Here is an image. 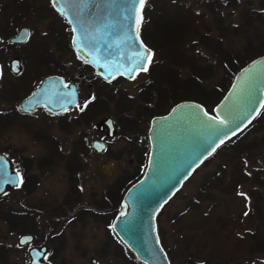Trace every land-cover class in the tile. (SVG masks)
I'll return each instance as SVG.
<instances>
[{
	"label": "rangeland",
	"instance_id": "obj_1",
	"mask_svg": "<svg viewBox=\"0 0 264 264\" xmlns=\"http://www.w3.org/2000/svg\"><path fill=\"white\" fill-rule=\"evenodd\" d=\"M44 1L47 2L28 0L27 4L34 10ZM1 2L6 6V0ZM260 2L151 0L145 10L143 28V38L153 50L151 63L147 71L138 72L129 80L123 78L108 83L98 80L91 86L89 79L92 76L83 80L82 101L94 90L102 105L91 123L70 126V131L65 132L54 125L49 127L48 119L41 111L32 113L29 118L17 114L14 119L7 117L4 126L0 127V153L8 157L12 170L33 180L35 190L32 198L25 186L10 188L0 196V264H27L29 246L42 244L48 247L44 260L49 264H125L114 253L115 249L121 248L109 235L108 228L120 209L122 197L118 203L117 191L129 187L128 184L122 186L124 176L134 174L142 161L140 156L148 139L150 119L169 111L164 113L166 106H161L163 99L159 102V97L170 96L172 86L187 85L194 89L195 84L199 85L198 90H203L196 92L206 97L208 90L227 79L229 72L225 70L219 52L224 51L235 58L242 55L249 42L256 46L264 40V23L253 18L257 32L245 23L246 16L264 19ZM29 18L28 12L22 21L29 23ZM188 18L189 27L185 20ZM182 25L188 31L182 42L164 39L179 32ZM147 29H150L148 35ZM67 39L62 37L60 40L59 37L56 41L64 46ZM154 40L161 41L160 46ZM49 44L50 47L48 41L43 43L47 50L56 46L55 41ZM41 57L40 54L34 59ZM62 62L69 76L77 73V63L70 51L64 54ZM181 62L184 64L179 65ZM190 66L199 71L194 72ZM174 79L178 82L175 85L171 83ZM192 89L190 91L195 92ZM12 100L2 101L3 110L16 107L17 101ZM146 106L151 109V114L142 113ZM210 108L212 110L213 106ZM73 114L69 113L67 118ZM107 117L115 124L112 137L102 133L104 128L101 131L97 128L98 122ZM256 118L237 140L219 147L197 167L160 209L157 230L171 264H185L188 259L193 264H264V148L260 144L264 137V106ZM45 129L68 149L77 133L84 130L88 140L94 136L103 137L107 141V150L99 156L80 154L79 159L85 163L83 168L73 163H67L68 169L63 165L47 166L44 161L41 166L38 159L49 151L46 146L49 140L45 137L37 141L32 135L34 130ZM237 142L248 146L240 155L235 151L236 145H240ZM107 161L113 162L111 176H106L101 169ZM72 180L79 188L77 184L68 186ZM80 191L83 203L95 200L92 203L100 209L99 215H82V211L70 213L67 192ZM195 199L197 206H190ZM116 201L119 206L115 211ZM113 210L115 215L109 212ZM14 213L22 215L34 226V232L30 233L34 242L29 245L17 243L18 237L28 232L21 233L18 227L10 229L4 221V217L16 218ZM128 251L125 250V255L130 258Z\"/></svg>",
	"mask_w": 264,
	"mask_h": 264
},
{
	"label": "water",
	"instance_id": "obj_2",
	"mask_svg": "<svg viewBox=\"0 0 264 264\" xmlns=\"http://www.w3.org/2000/svg\"><path fill=\"white\" fill-rule=\"evenodd\" d=\"M51 3L70 25V43L76 56L103 79L112 80L117 76L132 79L136 72L148 66L141 57L152 51L139 37L144 7L140 10L142 21L137 25L138 0H51ZM27 38V28H21L14 40L24 42ZM57 82L62 84L61 79L54 76L43 79L20 107L25 111L44 107L59 112L72 106L77 100L76 93L71 87L69 95L72 97L69 98L72 99L66 101L56 91ZM263 106L264 54L237 70L212 112L197 101L182 100L167 113L150 119L145 169L123 194L120 209L111 223L113 233L140 263L171 264L158 235L157 214L192 172L243 131ZM104 126L107 136L112 137L113 119L102 120L100 129ZM106 145L102 139L92 143L99 154L105 152ZM113 167V162L107 161L101 169L106 176H111ZM18 183V174L11 170L6 155L0 153V194L7 186ZM33 240L34 236L26 233L18 237L17 243L24 246ZM47 249L44 244L30 247L27 264H49L44 260Z\"/></svg>",
	"mask_w": 264,
	"mask_h": 264
},
{
	"label": "flooded vegetation",
	"instance_id": "obj_3",
	"mask_svg": "<svg viewBox=\"0 0 264 264\" xmlns=\"http://www.w3.org/2000/svg\"><path fill=\"white\" fill-rule=\"evenodd\" d=\"M27 1L28 0H6V6H3L4 3L2 4V2L0 4V127L4 126L7 117H12L14 119L15 114H17V116L20 115L21 117L29 118L28 116L37 111H41L42 114L46 116L49 127L50 125H54L57 129L65 132L70 131V126H80L82 124L88 125L92 122V119L98 115L100 103L98 101L97 92L94 90L85 100L82 101L81 82L85 79L88 80L90 76H92L89 79V86H91L92 83L94 84V81L102 80L108 83L118 79V77L112 80H105L97 75L90 65L84 63L76 56L70 43L72 37L70 25L67 20L54 9L51 0H47L48 3L45 1L41 2V6L34 10L29 8L30 4H27ZM147 3L148 1L143 9V21L140 26L139 37L144 45L151 49L153 54L152 48L146 44L145 39L143 38V28L146 24L145 10ZM28 12L30 17L29 23L28 21L23 22V17H26ZM21 28H27L28 38L24 42H17L14 39L18 36ZM149 31L150 29H147V35ZM59 37L60 40L62 37L66 39L68 38V43H64L65 47L56 41ZM45 41H48V47H50V42L54 43L55 41V48L47 50L48 47L43 45ZM67 51H70L75 57L78 67L77 73L71 76H69V73L62 62L63 56ZM40 54L43 55V57H41L40 60H35L34 58L38 57ZM149 65L150 63L148 66ZM41 69L44 70L41 71ZM51 76L61 79L62 84L60 85L57 82L55 88L57 92H60V94L66 98V101L72 99L69 98L72 97L69 95V90L72 87V92L76 93V102L72 106L59 112H52L44 107H37L34 111L23 110L20 107V103L40 86L43 79ZM10 99H13L12 101H17V103H15L16 107L10 111L3 110L1 105L2 101L6 102L10 101ZM69 113L74 114L68 119L67 115ZM97 128L101 131L99 122ZM103 128L105 130L102 129V133L107 134L106 127L104 126ZM39 137H43V139H39ZM45 137L49 140L46 145L49 146V151L47 150L45 157L38 159V164L43 166L41 163L44 161L47 166L54 164L63 165L66 169L70 168V165L68 164L72 163L75 166L78 165L80 168L84 167V161L79 159L80 154L88 156L100 155L93 149L92 143L94 140L102 139L107 144V141L100 136H94L88 140L87 135L85 136L84 130L77 133V136L71 142L69 149L65 145H61L58 138L50 135L49 129L34 130V135H32V138L37 141L44 140ZM25 170L24 167V171ZM12 171L16 172L14 170ZM18 177L19 183L13 187L7 186L6 191L10 188H21L22 186H25L23 184L25 177H22L19 174ZM27 182L28 184L25 186V190L28 189L27 194L32 198L35 185L30 177L29 179L27 177ZM76 184L77 182L75 183L74 180L68 182V186L70 185L74 187ZM76 187L79 188V184H77ZM4 193L0 194V196ZM67 193V196L70 197H68L70 199L68 201L71 204V208L68 210L71 211L70 213L72 215L78 211H82V215L87 213H91L94 216L99 215L100 209L95 207L92 203L95 200H90L89 202L91 203L85 204L82 202L81 191Z\"/></svg>",
	"mask_w": 264,
	"mask_h": 264
},
{
	"label": "trees",
	"instance_id": "obj_4",
	"mask_svg": "<svg viewBox=\"0 0 264 264\" xmlns=\"http://www.w3.org/2000/svg\"><path fill=\"white\" fill-rule=\"evenodd\" d=\"M150 2H151V0H148V3L146 5V7L147 6L149 7ZM260 4H261L262 8H264V0H261ZM210 8H212V5L210 6ZM190 18L185 19L186 22L188 23V27L190 25L189 24ZM246 18L247 19L245 20V23H247V26H249V28L253 26L255 31H256V26L254 25V23L252 21L253 18L256 19V20H259V22H261V23H264V19L259 18L258 16H253V17L252 16H248V17L246 16ZM179 32H176L171 37L164 38V39L166 41L168 39V40H172V41H176V42H178V41L182 42L185 39L186 34L188 33L187 27L182 25L181 28L179 29ZM154 42L156 43L157 46H160V44H158V43L161 42V41H155L154 40ZM256 44H257L256 46H252V44L249 42L248 45H246L244 47V49L242 50V55H236L235 58L233 56H229L224 51L219 52V53L222 54V57H221L222 64H223L225 70H228V72H229L228 75H227L228 78L222 80V83L215 84L210 90H208L206 97H202L199 93H197V92H202L203 91V90H198L199 89V85L198 84L194 85V89H192L190 87H187V85H185V87L172 86L173 87L171 89L172 94L170 96H165L164 97L163 95H161L162 97L161 96L159 97L160 98L159 102H161V100L163 99V104L164 105H161V106H164V107L166 106L165 107L166 109H164L165 110L164 113L167 110H169L177 102H179L181 100H187V99L188 100H195V101L201 103L206 108V110L208 112H212L210 107H212V106L214 107L220 101V99L223 97V95L227 91L229 85L231 84L232 79H233L235 73L237 72V70L240 69L241 67H243L245 64H247L249 61H251L255 57L264 54V40L259 41ZM154 52H157V51L154 49ZM178 53H180V51H178ZM174 63L177 64L178 62H174ZM183 64H184V62H181L179 65H183ZM190 68H192V70H194V72L195 71L196 72L199 71V69H197V68L194 69L193 66H190ZM118 79H122V77H118ZM171 83L175 85L178 82L174 79ZM191 89L194 90L195 92L190 91ZM100 106H102V105H100ZM123 106L126 107V105H124V104H123ZM101 109H102V107H100V110ZM142 113L143 114L144 113L145 114H151L152 112H151V109L149 108V106H146L145 110ZM155 114H157V113H154V115ZM255 119H257V118H255ZM255 119L248 126H251L252 123L255 121ZM136 126H138V122H137ZM241 133H239V134H241ZM238 135H236L235 137L230 139L229 140L230 143H232L234 140H237L236 138H238ZM146 138H147V135H146ZM260 142H261L260 144L264 148V137H262ZM237 143L240 144V145L237 144L236 147H235V151H237V155L242 154L243 151H246V149H248L247 145H245V144L243 145L240 142H237ZM148 150H149V144H148V139H147L145 147L142 150L141 156H140V160H142V161L140 162L139 166L136 168V172L134 174H132V175L128 174V175L124 176L125 178H123L124 182L122 183V186H125V184H128L130 186L133 182H135L137 179L140 178V176L143 173V169H144V167L146 165ZM235 179L236 178H234V179L231 178L232 181L235 180ZM254 179H255V177L252 178V180H254ZM236 180H238V179H236ZM23 184L25 186H27V184H28L27 178L24 179ZM261 184H263V182ZM122 186H121V188H122ZM124 192L125 191L123 189L122 190L120 189V191L119 190L117 191V195H116L117 199L116 200H118V203L120 202V199H121L122 195L124 194ZM197 202H198L197 200H196V202H192L190 204V206H195L196 207L197 206ZM118 203L116 201L115 211H116L117 207L119 206ZM109 212H114V210L113 211H109ZM115 213L116 212H114V215H115ZM20 214H24V213H20ZM101 214H103V213H101ZM14 216H16V218H14L12 220H10L9 218H5L4 217V221L9 226L10 229H15V228L18 227V228H21L20 229L21 233H24V232L33 233L34 232V226L32 224H30L29 222L27 223L26 222L27 219L25 220L22 215H16L15 213H14ZM23 227H26V228H23ZM30 227H32V228H30ZM23 229L24 230L26 229V230L24 231ZM108 231H109V235L117 240L118 246L121 248L120 250H118V249L114 250V253H115L116 256L120 257L124 261L125 264H142L134 257V255L130 251H128L130 253V255H131L130 258L127 255H125V250L127 248L115 236V234L112 232L111 228H108ZM46 232H48V231H46ZM61 242H63V241H61ZM161 242H162L161 244H164L163 239H161ZM165 249H166V247H165ZM4 253H6V252L4 251ZM185 264H193V263L188 259L187 263H185Z\"/></svg>",
	"mask_w": 264,
	"mask_h": 264
},
{
	"label": "snow or ice",
	"instance_id": "obj_5",
	"mask_svg": "<svg viewBox=\"0 0 264 264\" xmlns=\"http://www.w3.org/2000/svg\"><path fill=\"white\" fill-rule=\"evenodd\" d=\"M144 3H145V0H138V4H139V8L137 10V16H136V24L139 25L142 21V16L140 15V10L143 9L144 7ZM151 56H152V53L149 51L146 52V54L141 57L142 60H144L145 64L147 63H151ZM143 71H147V67H143L142 68ZM129 71H131V69H129ZM221 143H223V140L220 141ZM247 214V213H245Z\"/></svg>",
	"mask_w": 264,
	"mask_h": 264
}]
</instances>
